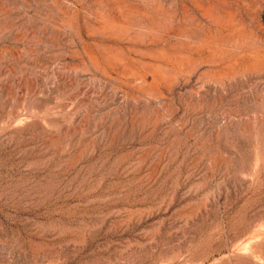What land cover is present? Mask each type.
Masks as SVG:
<instances>
[{"label":"rangeland","instance_id":"obj_1","mask_svg":"<svg viewBox=\"0 0 264 264\" xmlns=\"http://www.w3.org/2000/svg\"><path fill=\"white\" fill-rule=\"evenodd\" d=\"M0 264H264V0H0Z\"/></svg>","mask_w":264,"mask_h":264}]
</instances>
